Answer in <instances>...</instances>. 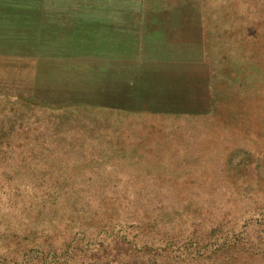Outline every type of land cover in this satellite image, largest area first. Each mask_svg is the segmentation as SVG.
I'll return each instance as SVG.
<instances>
[{
    "label": "rangeland",
    "instance_id": "1",
    "mask_svg": "<svg viewBox=\"0 0 264 264\" xmlns=\"http://www.w3.org/2000/svg\"><path fill=\"white\" fill-rule=\"evenodd\" d=\"M0 264H264V0H0Z\"/></svg>",
    "mask_w": 264,
    "mask_h": 264
}]
</instances>
